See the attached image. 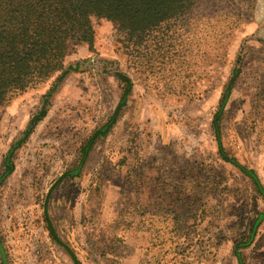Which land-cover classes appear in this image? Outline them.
Instances as JSON below:
<instances>
[{
	"label": "rangeland",
	"instance_id": "1",
	"mask_svg": "<svg viewBox=\"0 0 264 264\" xmlns=\"http://www.w3.org/2000/svg\"><path fill=\"white\" fill-rule=\"evenodd\" d=\"M92 23L0 104V264H264V0Z\"/></svg>",
	"mask_w": 264,
	"mask_h": 264
},
{
	"label": "trees",
	"instance_id": "2",
	"mask_svg": "<svg viewBox=\"0 0 264 264\" xmlns=\"http://www.w3.org/2000/svg\"><path fill=\"white\" fill-rule=\"evenodd\" d=\"M194 1L0 0V104L12 93L24 90L62 68L63 59L77 45L87 44L92 48L95 39L92 17H105L130 35L143 39L164 21L190 9ZM118 76L122 80V97L127 101L132 91L131 79L124 73H118ZM231 89L225 90L223 97H228ZM126 101L118 104L110 123ZM43 114L45 111L37 119ZM221 117V112L217 113L213 120L216 132L220 129ZM220 151H223V158L229 159L221 147ZM235 165L249 173L257 190L264 195L255 171L249 172L239 162ZM48 224L50 233L57 238L49 220ZM67 250L79 264L76 255Z\"/></svg>",
	"mask_w": 264,
	"mask_h": 264
}]
</instances>
